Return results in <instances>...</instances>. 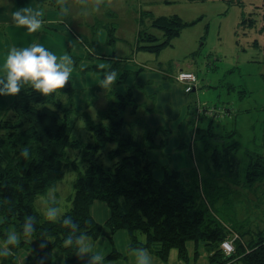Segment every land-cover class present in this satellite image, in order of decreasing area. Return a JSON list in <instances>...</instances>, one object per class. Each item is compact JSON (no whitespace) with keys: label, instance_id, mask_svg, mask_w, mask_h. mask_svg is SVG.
<instances>
[{"label":"trees","instance_id":"obj_1","mask_svg":"<svg viewBox=\"0 0 264 264\" xmlns=\"http://www.w3.org/2000/svg\"><path fill=\"white\" fill-rule=\"evenodd\" d=\"M153 25L163 31L164 39L138 47L158 50L178 34L184 23L177 17L168 20L162 16L153 19ZM145 39L157 40L150 33ZM87 68L99 69L94 65ZM191 90L184 88L187 93ZM75 92L72 77L48 94L25 83L0 118V237L6 241L11 227L20 238L17 244H6L10 252L0 256V264H17V251L28 246V238L40 249L36 264H52L42 256L54 248L73 263L80 239H96L104 228L111 233L126 230L128 248H146L161 258H166L171 248L185 258L186 242L192 240L203 243L210 264H264V226L258 231L243 227L232 210L237 191L218 183L219 178L236 183L242 166L244 184L239 187L255 193L254 187L264 183V126L259 143H254L252 151L245 150L246 159L241 160L236 141H229L238 130L227 127L236 112L197 108L194 121H189L186 144L193 165L187 169L165 165L158 178L154 175L158 164L149 152L168 142L170 128L147 124L141 111L137 115L140 105L132 98L130 88L125 92L115 88L108 93V105L99 111L100 121L93 122L85 114L87 138H80L75 134L80 115L73 101ZM184 145L182 142L180 147ZM68 148L80 151V161L69 157ZM67 168L76 171L73 194L66 210L58 218L49 219L37 210L35 200L53 187ZM260 193L264 197V189ZM94 200L105 202L109 208L103 223L90 214ZM28 217L33 218L30 222L34 231L25 236L23 227ZM66 219L68 223H64ZM224 240H232L229 254L221 246ZM119 255L113 250L104 260ZM90 263L91 258L85 262Z\"/></svg>","mask_w":264,"mask_h":264},{"label":"rangeland","instance_id":"obj_2","mask_svg":"<svg viewBox=\"0 0 264 264\" xmlns=\"http://www.w3.org/2000/svg\"><path fill=\"white\" fill-rule=\"evenodd\" d=\"M54 2L51 1L56 8L54 11L58 18L68 21L71 31L68 33L74 38L67 53L74 60L71 77L76 92L73 101L80 112L75 125L77 136L87 138L85 114L93 122L100 121L99 111L108 105L111 89L125 92L130 88L132 98L140 105L137 115L141 111L147 123L166 124L171 130L162 148L151 149L157 151L153 159L158 167L168 165L183 169L193 165L186 144L189 142V121H194L197 108L199 111L231 109L236 112L227 127L234 126L238 130L229 141H236L240 150L237 156L241 160L246 159L245 150L252 151L254 143H259L264 126V0ZM162 16L168 20L177 17L184 25L158 50L138 47V44L164 39L163 31L153 25V19ZM146 33L153 34L157 40L148 41ZM75 34L87 40L85 43L93 46L102 58L93 53L88 57L84 43H80ZM93 65L99 69L87 68ZM112 69L116 70L117 78L107 87L101 85L99 81L103 75ZM185 70L194 72L197 77L196 87L188 94L183 93L184 84L174 79ZM124 71L128 73L122 76ZM120 78L122 82H117ZM1 100H6L5 94ZM177 140L180 144L184 142V147H180ZM67 153L80 161L78 149L68 148ZM104 156L105 152L102 161H105ZM244 172L243 166L239 168L237 185L220 178L218 183L237 191L232 201L237 221L243 227L258 231L264 226V197H260L264 183L254 187L255 193L242 189L239 186L244 184ZM75 176L74 169H65L62 178L36 199L37 210L45 215L46 210L54 209L58 218L69 205ZM258 200L262 202L257 204ZM151 254L148 256L151 264H210L203 243L192 240L186 242L185 258L176 248H171L166 258Z\"/></svg>","mask_w":264,"mask_h":264},{"label":"crops","instance_id":"obj_3","mask_svg":"<svg viewBox=\"0 0 264 264\" xmlns=\"http://www.w3.org/2000/svg\"><path fill=\"white\" fill-rule=\"evenodd\" d=\"M48 1L50 0H0V63H2L3 58L10 47H24L28 46L30 43H43L50 50L58 51L61 53V55L65 52H69L68 45L71 41L74 40L73 36L68 33L71 32L69 27L70 24L67 20L58 18L57 13L54 11V9L56 8H54L52 4L53 2L51 3L52 0L50 1V3ZM42 2L47 3H45L44 5L42 4ZM24 6L31 7L34 10L39 9L43 12V22L41 28L35 32L28 33L25 30V26H17L12 22L11 12L17 8ZM43 6H45L46 8H44ZM75 36L80 43H84L88 57L93 53L95 57L102 58V55L97 53L90 44L85 43V41L87 40H84V38L80 34H75ZM2 72L3 70L0 69V74H2ZM174 79L180 82L176 77ZM185 86L186 85L184 84V88ZM195 87H193L192 90ZM183 93L187 92L184 91ZM3 95L4 94H0V118L4 114V111L12 103L14 94H5L6 100L2 101L1 99ZM104 107H106V105L102 106V108ZM147 124L155 126L151 123ZM160 139L161 137L159 136L157 141L159 142ZM178 142L180 144V141ZM149 153L150 156L154 158L157 151L150 150ZM161 153L162 155H166L163 152ZM163 166L165 165H159V167L154 171V175L156 177L159 178L162 176L163 170H161L160 167L162 168ZM90 214L92 215L94 220L103 223L109 216V208L105 202L101 200H94L90 205ZM13 231L14 230L10 227L7 231V235L8 233ZM129 243L130 240L126 230L118 229L115 232L111 233L108 228H104L103 234L96 239H92L90 237H83L80 239L79 247L81 244H86L89 248V251L83 253L78 251L75 262L73 263L66 260L62 251L57 248L46 251L43 254L42 258L46 263L52 264H85V262L93 255L99 253L100 258L94 261L91 260L90 264H137V257H134L133 255L135 254L137 256V250L141 248H128ZM6 244V241L2 240L0 237V248L8 249ZM113 250L117 251L120 255L117 258L104 260L105 256H107ZM145 250L149 251L146 248ZM151 253V251L146 252V255L149 256ZM129 255L131 260L129 259ZM40 256V249L37 246L36 242L33 239L28 238V246L17 251V264H36V260Z\"/></svg>","mask_w":264,"mask_h":264},{"label":"clouds","instance_id":"obj_4","mask_svg":"<svg viewBox=\"0 0 264 264\" xmlns=\"http://www.w3.org/2000/svg\"><path fill=\"white\" fill-rule=\"evenodd\" d=\"M43 12L31 7H20L11 12L12 22L17 26H25L28 33H32L41 28ZM0 94H15L20 91L22 85L30 84L33 89L43 94H48L55 89L61 88L70 80L74 70V60L67 52L57 55L43 43H30L28 46H12L0 63ZM117 78V72L112 69L106 72L99 83L105 87L109 86ZM27 156V149L23 150ZM49 219L56 218L54 209L45 211ZM32 217H28L24 224L25 236H30L34 231V226L30 222ZM64 223H68L66 219ZM75 226V225H74ZM19 236L13 231L8 233L6 243H19ZM71 237H69V241ZM43 247V244H41ZM9 249L0 248V256L8 255ZM80 252H87L89 248L86 244H81ZM100 258L99 253L93 255L91 260ZM137 264H151L145 249L137 250Z\"/></svg>","mask_w":264,"mask_h":264},{"label":"built area","instance_id":"obj_5","mask_svg":"<svg viewBox=\"0 0 264 264\" xmlns=\"http://www.w3.org/2000/svg\"><path fill=\"white\" fill-rule=\"evenodd\" d=\"M176 78H177V80H179L180 82H182L186 85L185 91L191 90L194 87L193 84L196 81L195 74L193 72H189V71H180L177 74ZM221 246H222L225 254H229L233 250L232 240H224L221 243Z\"/></svg>","mask_w":264,"mask_h":264}]
</instances>
